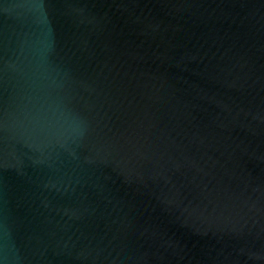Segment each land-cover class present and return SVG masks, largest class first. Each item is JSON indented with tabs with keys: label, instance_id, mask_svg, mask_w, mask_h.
Listing matches in <instances>:
<instances>
[{
	"label": "water",
	"instance_id": "1",
	"mask_svg": "<svg viewBox=\"0 0 264 264\" xmlns=\"http://www.w3.org/2000/svg\"><path fill=\"white\" fill-rule=\"evenodd\" d=\"M0 264H264V0H0Z\"/></svg>",
	"mask_w": 264,
	"mask_h": 264
}]
</instances>
